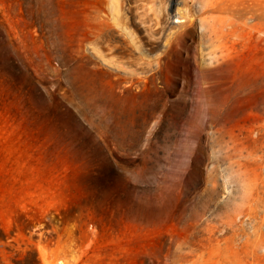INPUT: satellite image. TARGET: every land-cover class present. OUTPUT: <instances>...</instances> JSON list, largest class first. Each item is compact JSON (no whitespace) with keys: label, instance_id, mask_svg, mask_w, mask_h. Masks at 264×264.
<instances>
[{"label":"rangeland","instance_id":"1","mask_svg":"<svg viewBox=\"0 0 264 264\" xmlns=\"http://www.w3.org/2000/svg\"><path fill=\"white\" fill-rule=\"evenodd\" d=\"M128 1L0 0V264H264V0Z\"/></svg>","mask_w":264,"mask_h":264},{"label":"bare ground","instance_id":"2","mask_svg":"<svg viewBox=\"0 0 264 264\" xmlns=\"http://www.w3.org/2000/svg\"><path fill=\"white\" fill-rule=\"evenodd\" d=\"M127 1V0H126ZM130 1V0H129ZM128 1V2H129ZM191 1L192 0H169V2H168V7H167V12H166V16L168 17V18H166L168 21L170 20V15L174 12H170V11H172L173 9H175V13H174V16H173V18H177V19H179L178 20V22H176L177 23V28H178V30L180 31L181 30V32L182 31H184V32H188V31H190L191 30V28H192V26H193V23H194V21H196V19H200L201 21H203V22H206L209 26H210V28H211V32L212 33H214V34H218V33H224V32H234L235 31V29H234V26L230 23V24H228V23H226L224 20H221V19H219V18H217L216 16H214V14L215 13H218V12H222V11H224L225 9H226V0H203V2H202V4H201V8L198 10V15H195L194 13H192L191 11H190V9L188 8V6L190 5V3H191ZM120 2V1H119ZM123 2V1H122ZM131 2V1H130ZM163 3H165V2H163ZM194 3V2H193ZM129 4H131V3H129ZM128 4V5H129ZM133 4V3H132ZM144 4V3H143ZM133 5H135V4H133ZM147 5V4H146ZM180 5H183L182 7H184L183 9L181 8V6ZM194 5V4H193ZM130 6V5H129ZM139 6V5H138ZM150 6V5H149ZM180 6V7H179ZM126 7V6H125ZM133 7V6H132ZM143 7V6H142ZM163 8V7H162ZM135 9V8H134ZM137 9V8H136ZM144 9V8H143ZM133 10V9H132ZM161 10V9H160ZM126 11V10H125ZM150 11H151V9H150ZM121 12V11H120ZM132 12V11H131ZM136 12V11H135ZM142 12V11H141ZM146 12H147V10H146ZM156 12V11H155ZM235 12V11H234ZM113 13V12H112ZM125 13V12H124ZM137 13V12H136ZM157 13V12H156ZM160 13V12H159ZM241 12H239V11H237L236 12V14L237 15H239V16H241V14H240ZM127 14V13H126ZM139 14V13H138ZM146 14V13H145ZM104 15V14H103ZM121 15V14H120ZM128 15V14H127ZM130 15V14H129ZM161 15H162V13H161ZM114 16V15H113ZM123 16V15H122ZM131 16V15H130ZM139 16V15H138ZM142 16V15H141ZM160 16V15H159ZM163 16V15H162ZM100 17V16H99ZM107 17H109V16H107ZM122 18V17H121ZM126 18H129V17H126ZM237 18H238V16H237ZM100 19V18H99ZM105 19V18H104ZM110 19L111 18H109V21H110ZM123 19V18H122ZM154 18H150V17H146V18H140V21H142V24H144V25H149V24H151L152 22H155V24H157V25H160V31L162 30H164L165 29V27H166V21H161L160 19H158L157 20V18H156V20H153ZM162 19V18H161ZM127 20V19H126ZM131 20V19H130ZM115 21H117V20H115ZM133 21H134V19H133ZM111 22V21H110ZM98 23V22H97ZM103 23V22H102ZM107 23V22H106ZM129 23V21L127 22V24ZM136 23H137V21H136ZM114 24V23H113ZM138 24V23H137ZM140 24V23H139ZM109 25V24H108ZM111 25V24H110ZM153 25V24H152ZM139 26V25H138ZM156 26V25H155ZM124 27V26H123ZM154 27V26H153ZM112 28H115V27H112ZM142 28V27H141ZM175 28H176V26H175ZM98 29V28H97ZM101 29V28H100ZM110 29V28H109ZM119 29V28H118ZM170 29V28H169ZM209 29V28H208ZM147 30V29H146ZM113 31H115V30H113ZM143 31V30H142ZM150 31V30H149ZM155 31V30H154ZM159 31V30H158ZM167 31V30H166ZM97 32V31H96ZM111 32V31H110ZM118 32V31H117ZM151 32V31H150ZM157 32V31H156ZM164 32V31H163ZM178 32V31H177ZM210 32V33H211ZM114 33V32H113ZM104 34V33H103ZM102 34V35H103ZM132 34V33H131ZM153 34V33H152ZM154 34H156V33H154ZM172 34H175V33H172ZM177 34V33H176ZM181 34V33H180ZM100 35H101V33H100ZM102 35H101V37H102ZM108 35H110V34H108ZM162 35V34H161ZM179 34H177V36H178ZM93 36V35H92ZM105 36V35H104ZM106 36H107V33H106ZM113 36H115V35H113ZM158 36V35H157ZM170 36V35H169ZM168 36V37H169ZM97 37V36H96ZM162 37H164V36H162ZM161 37V38H162ZM176 37V35L174 36V35H172L169 39H171V41L174 39ZM92 38V37H91ZM91 38H89V41H90V39ZM105 38V37H104ZM113 38V37H112ZM93 40H96V39H94V37L92 38ZM99 39H101V38H99ZM102 39H103V37H102ZM107 39H109V38H107ZM106 40V39H105ZM168 40V39H167ZM111 41V40H110ZM174 41V40H173ZM90 42H92V41H90ZM102 42V41H101ZM89 43V42H88ZM171 43H173V42H171ZM105 44V43H104ZM118 45H120L119 43H117ZM116 44V45H117ZM98 45V44H97ZM100 45V44H99ZM102 45V44H101ZM113 45V44H112ZM112 45L110 46V47H112ZM131 45V44H130ZM93 46V45H92ZM96 46V45H95ZM102 46H104V45H102ZM118 47V46H117ZM132 47H134V46H131V48ZM139 47V46H138ZM128 48V47H127ZM96 49V48H95ZM104 49V48H103ZM102 49V50H103ZM115 49V48H114ZM118 49H121V48H119L118 47ZM122 49H124V48H122ZM135 49V48H134ZM100 50H101V48H100ZM111 50V49H110ZM104 51H105V49H104ZM107 52H109L108 50H106ZM105 51V52H106ZM118 51H120V50H118ZM133 51V50H132ZM138 51V50H137ZM116 52V51H115ZM129 52H131V50H129ZM140 52V51H139ZM167 52V51H166ZM101 53V52H100ZM113 54H114V52H112ZM118 54H119V52H117ZM120 53H122V52H120ZM134 53V52H133ZM174 53V52H173ZM128 54H130V53H128ZM138 54V53H137ZM123 55H124V53H123ZM125 55H127V53H125ZM113 56V55H112ZM115 56H117V55H115ZM121 55H119V57H120ZM136 56H138V55H136ZM173 56H174V58H175V61H174V64H173V67H175V69L177 70V72L175 73V74H173V75H171V76H166V78H171L172 80H180V79H183V80H187V79H190V78H194V79H201V80H206V79H227V78H235V77H224V76H213V75H205V74H200V75H194V76H192V75H189V74H186V73H181V71H182V68H183V66H184V64L186 63V61H184L180 56H178V54H173ZM106 57H108L107 55H106ZM122 57V56H121ZM99 58H102V57H99ZM116 58V57H115ZM125 58H129L128 56L127 57H125ZM132 58V57H131ZM228 58H230V53H228V54H226V55H224V56H222V59H224V60H226V59H228ZM142 59V58H141ZM115 60V59H114ZM113 60V61H114ZM128 60V59H127ZM138 60V59H137ZM107 61V60H106ZM142 61H144V60H142ZM150 61V60H149ZM156 61V60H155ZM119 62V61H118ZM147 62H148V60H147ZM145 63V65L147 66H152V64H153V62L154 61H152V62H149V63ZM158 62V61H157ZM156 62V63H157ZM116 63V62H115ZM155 63V62H154ZM109 64V63H108ZM121 64H125V63H121ZM140 64V63H139ZM112 65V64H111ZM113 65H115V64H113ZM217 65H221V63L220 64H216V66ZM143 66V65H142ZM215 66V67H216ZM214 67V68H215ZM149 68H151V67H149ZM246 73H247V71H246V69H245V71H244V75H246ZM132 76V75H131ZM122 78V77H121ZM133 78V77H132ZM125 79V78H124ZM128 79V78H127ZM136 79H140V78H137L136 77ZM148 79H154V77L153 76H150V77H144V80H148ZM122 80V79H121ZM41 250V249H40ZM44 253V252H43ZM58 264H63L62 262H59Z\"/></svg>","mask_w":264,"mask_h":264}]
</instances>
